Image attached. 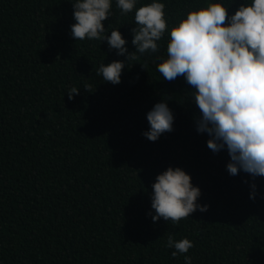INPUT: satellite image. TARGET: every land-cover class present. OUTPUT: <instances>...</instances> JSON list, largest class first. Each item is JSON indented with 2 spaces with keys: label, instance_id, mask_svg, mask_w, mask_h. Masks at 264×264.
Instances as JSON below:
<instances>
[{
  "label": "trees",
  "instance_id": "obj_1",
  "mask_svg": "<svg viewBox=\"0 0 264 264\" xmlns=\"http://www.w3.org/2000/svg\"><path fill=\"white\" fill-rule=\"evenodd\" d=\"M160 2L170 31L208 0ZM225 2L230 16L246 0ZM111 11L107 32L120 29L135 52V10L122 15L113 0ZM74 23L70 0H0V264H185V255L192 264H264V177L230 175L227 150L213 153L197 132L191 86L157 71L168 32L113 85L99 66L126 58L106 40L74 39ZM162 100L174 131L152 142L147 113ZM168 167L191 175L208 211L153 222L152 184ZM169 235L194 246L173 257Z\"/></svg>",
  "mask_w": 264,
  "mask_h": 264
},
{
  "label": "clouds",
  "instance_id": "obj_2",
  "mask_svg": "<svg viewBox=\"0 0 264 264\" xmlns=\"http://www.w3.org/2000/svg\"><path fill=\"white\" fill-rule=\"evenodd\" d=\"M70 3L75 20L71 25L74 39L106 40L110 49L126 58L99 66L96 74L113 85L122 82L123 70L137 54L157 53L158 42L168 32L167 58L158 57L162 62L157 71L168 81L182 76L191 86L189 100L200 113L194 117L197 132L207 133V147L213 153L227 150L230 175L243 171L253 180L264 177V0H246L230 16V5L225 0H208L206 7L189 11L170 31L165 4L160 0H151L138 8L139 0H115L122 15L135 10L133 53H129L120 29H113L109 35L105 28L104 22L112 15L113 0ZM79 91L71 88L69 99ZM147 121L149 129L143 135L152 142L174 131L175 116L167 100L153 106ZM251 187L250 199H255L257 186L253 183ZM201 195L190 174L180 167H168L152 184L153 222L163 218L175 224L197 210L208 211L207 205L198 203ZM193 246L187 238H167L166 247L175 249L173 257L188 253ZM184 261L192 264L190 256L185 255Z\"/></svg>",
  "mask_w": 264,
  "mask_h": 264
}]
</instances>
